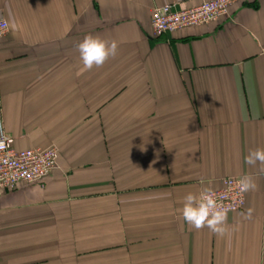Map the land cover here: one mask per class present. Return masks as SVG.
<instances>
[{"label": "crops", "instance_id": "crops-1", "mask_svg": "<svg viewBox=\"0 0 264 264\" xmlns=\"http://www.w3.org/2000/svg\"><path fill=\"white\" fill-rule=\"evenodd\" d=\"M202 0H0V130L54 144L43 184L0 190V264H264V0L160 36L155 6ZM117 54L83 70L88 35ZM251 175L229 234L195 230L183 197ZM251 214L249 217V210Z\"/></svg>", "mask_w": 264, "mask_h": 264}, {"label": "built area", "instance_id": "built-area-1", "mask_svg": "<svg viewBox=\"0 0 264 264\" xmlns=\"http://www.w3.org/2000/svg\"><path fill=\"white\" fill-rule=\"evenodd\" d=\"M255 0H202L190 7H177L175 4L155 6L151 13L150 28L152 34L160 36L188 27L202 26L227 17L229 8L237 3H251ZM8 32L7 21L0 18V38ZM260 55L264 57V45L260 46ZM58 148L54 144L33 148H14L13 138L0 130V190L15 188L20 183L43 184L46 176L56 166ZM239 176H226L213 189L218 201L230 210L243 208L245 192L236 184Z\"/></svg>", "mask_w": 264, "mask_h": 264}, {"label": "clouds", "instance_id": "clouds-1", "mask_svg": "<svg viewBox=\"0 0 264 264\" xmlns=\"http://www.w3.org/2000/svg\"><path fill=\"white\" fill-rule=\"evenodd\" d=\"M82 61L83 70L90 71L94 67H102L110 58L117 54L116 41L108 42L98 35L88 34L76 46ZM245 163L258 167L264 175V148L249 150ZM238 189L243 192L255 190L257 187L251 175H243L236 181ZM230 209L221 204L211 188L203 187L199 192H189L183 197L182 218L195 230L207 228L218 237L229 234L227 216ZM251 209L249 210V217Z\"/></svg>", "mask_w": 264, "mask_h": 264}]
</instances>
